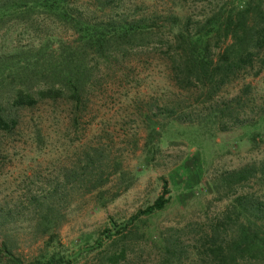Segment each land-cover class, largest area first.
Returning a JSON list of instances; mask_svg holds the SVG:
<instances>
[{"label":"rangeland","instance_id":"obj_1","mask_svg":"<svg viewBox=\"0 0 264 264\" xmlns=\"http://www.w3.org/2000/svg\"><path fill=\"white\" fill-rule=\"evenodd\" d=\"M75 1L88 18L100 16L91 13L92 0ZM114 1V11L129 17L157 12L190 15L195 21L221 7L241 8L247 0ZM17 16L5 18L0 53L36 47L47 36L74 38L68 30L42 23L43 15L32 17L36 24L31 28ZM161 26L159 20L156 28ZM255 65L207 100L201 90L175 84V70L163 50L137 49L128 62L99 68L94 90L80 110L57 101L22 111L0 156V217L6 218L0 219V264H9L1 241L24 264L45 252L47 244L72 253L81 250L73 264H109L107 255L118 248L112 244L117 239L126 246L118 264H202L213 230L223 238L235 229V223L223 221L230 201L245 193L264 201L255 184L236 187L233 196L220 199L227 191L223 175L264 161V67L255 76ZM224 106L231 109L221 115ZM95 148L103 166L119 163L117 171L109 169L108 182L91 193L82 183L62 189L60 200L51 199L59 227L43 236L38 223L45 206L33 199L53 191L57 179ZM164 181L170 192L164 209L141 216L138 230L118 228L157 199ZM172 241L176 256L168 257L165 250L168 243L174 246Z\"/></svg>","mask_w":264,"mask_h":264},{"label":"trees","instance_id":"obj_2","mask_svg":"<svg viewBox=\"0 0 264 264\" xmlns=\"http://www.w3.org/2000/svg\"><path fill=\"white\" fill-rule=\"evenodd\" d=\"M2 1L0 29L6 24L7 16L18 15L19 20L31 28L36 24V16L43 15L42 23L50 22L59 29L68 30L74 38L67 42L47 36L36 47H14L8 53H0V156L4 138L20 125L22 111L57 101L80 110L94 90L99 68L124 64L137 49L163 50L167 62L175 70V84L185 89L195 87L207 100L239 76L255 70V64L258 66L255 76L264 67V0H247L241 8L221 7L209 17L195 21L190 15L179 18L157 12L150 17H129L114 11V0L90 1L91 13L100 14L94 20L88 18L83 6L75 0ZM159 20L162 26L156 28ZM230 109L224 106L221 115ZM35 138L40 140V132ZM88 151L92 153H86L81 163L74 164L68 174L57 179L53 191L33 199L39 202L40 208L45 206L38 223L43 236H52L59 227L60 218L56 217L54 222L51 199L60 200L62 189L69 184L72 188L82 183L86 192L91 193L108 182L109 169L117 171L119 163L106 166L100 163L98 148ZM220 180L227 190L220 199L233 196L236 187L249 184H255L258 192L264 194V161L226 173ZM169 194L164 181L157 199L118 228L131 226L138 230L141 216L150 217L163 210L169 203ZM259 196L245 193L230 201L223 221L235 223V229L223 238L213 230L209 246L201 257L202 264H264V201H260ZM0 219L6 220L3 216ZM116 232L120 231L116 229ZM120 240L112 241L113 247L118 248L107 255L109 264H118L125 258L126 246H119ZM172 242L174 246L171 248L168 243L165 250L168 257L176 256V243ZM1 243L9 264H24L21 259L13 258L4 241ZM47 247L50 251L47 248L39 252L26 264H73L82 254L81 250L72 253L62 246L52 248L47 244Z\"/></svg>","mask_w":264,"mask_h":264}]
</instances>
